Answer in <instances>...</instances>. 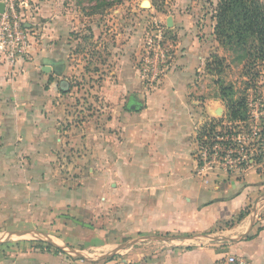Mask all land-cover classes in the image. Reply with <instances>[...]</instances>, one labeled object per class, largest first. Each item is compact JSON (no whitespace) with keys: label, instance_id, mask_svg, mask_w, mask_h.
I'll use <instances>...</instances> for the list:
<instances>
[{"label":"crops","instance_id":"0c3cea01","mask_svg":"<svg viewBox=\"0 0 264 264\" xmlns=\"http://www.w3.org/2000/svg\"><path fill=\"white\" fill-rule=\"evenodd\" d=\"M156 19L166 26L169 18ZM183 19L171 18L173 60L151 87L141 81L135 61L142 40L133 42L129 26L113 34L97 94L108 118L79 136L61 127L67 32L54 26L33 32L28 55L14 69L0 66V234L58 231L69 221V229L87 230L79 214L98 222L100 199L106 198L108 228L121 238L142 236L144 243L129 246L133 251L120 264H227L229 256L264 264V171L234 179L205 174L194 157L198 125L224 110L218 100L199 96L205 48L195 34L181 35ZM132 99L142 108L129 110ZM68 141L84 145L91 159V175L82 179L90 191L69 187L58 169ZM74 240L66 243L85 249ZM153 244L161 247L152 251ZM0 264L81 262L26 248L0 252Z\"/></svg>","mask_w":264,"mask_h":264},{"label":"rangeland","instance_id":"374dc122","mask_svg":"<svg viewBox=\"0 0 264 264\" xmlns=\"http://www.w3.org/2000/svg\"><path fill=\"white\" fill-rule=\"evenodd\" d=\"M260 1L264 5V0ZM144 2H148L149 6L147 3L143 4ZM215 4V0H33L30 3L31 8L25 10V13L28 11L32 13L28 15V21L33 24L34 32L49 26L56 27L59 33L67 32L66 46L69 53L64 67L67 68L65 79L69 81L70 90L66 92L65 102H63L64 118H66L63 119L61 127L66 132L79 136V133H86L84 131L87 128H93L96 125L101 128L99 125L107 120L108 109L99 100L97 94L104 75L102 66L107 61V42L112 41L111 37L115 36L113 35L115 32H120L123 25L129 26L133 42L136 38L142 40L140 51L135 56L137 63L142 56L145 33H153V22L164 24L156 18H162L160 20L169 18L170 21L171 18L178 20L185 18L180 21L181 35L184 32V36L188 35V38H192L195 34L194 37L199 38L205 48L203 56L206 62L204 68L200 70L199 77H205L203 81L206 82L202 81L200 84L206 86L207 90L204 91L203 86L198 87L199 96L203 98L204 93L207 98L216 99L221 103L224 114L214 119L220 120L225 125L230 124L228 125L230 129L234 128L235 131L241 132L243 137H246L244 146L252 152L248 154V157L254 156L257 161L259 156L255 155L253 150L264 143V65L250 67L248 63H237L235 56L219 45L213 35L214 21L211 17ZM121 20H125V23ZM166 34L170 41L176 38L168 29ZM103 36L104 39H102ZM98 38L100 39L99 48ZM213 57L218 61H215ZM241 99L245 102V117L232 121L226 111L227 103ZM248 110L249 113H247ZM66 145V148L58 155V163H61L58 166L59 171L68 177L69 187H83L90 191L91 184L82 183V179L91 175V159H87L90 157L85 153L84 145L69 141ZM198 148L196 146L194 157L199 156ZM223 159L208 158L211 162L214 161L209 165L211 167L209 172L222 173L232 179L240 178L242 175L236 172L237 157H231L232 165L226 168L223 166ZM257 162L260 165L259 169L254 166L250 170L264 171V159L260 158ZM96 171L94 169V173ZM74 178H78V181L75 182ZM100 204L101 212L96 218L99 219L98 222L94 223L95 218L90 215L84 213L80 216L79 214V219L88 225L87 230L82 227L71 230L69 228H72V221H69L67 223L70 226L66 225L65 229L62 226L58 231L45 232L36 229L4 231L0 234V241H4L0 245V252L26 248L56 252V248L48 243L49 240L61 248L63 251L58 250L69 256L71 260L79 261L81 264H107L108 262L120 264L133 249L143 248L144 243L139 242L132 251L128 250L129 248H118L128 245L133 240H140L142 236L135 239L119 237L120 232L108 228L106 198L100 199ZM249 208L245 209L246 212ZM74 239L79 244L81 242L85 244V249L81 250L78 245L70 246L66 243V241L75 243ZM160 247L161 245L153 244L151 250ZM70 249L96 262L80 259L71 253ZM99 258L105 259L97 261Z\"/></svg>","mask_w":264,"mask_h":264},{"label":"built area","instance_id":"2783aa9c","mask_svg":"<svg viewBox=\"0 0 264 264\" xmlns=\"http://www.w3.org/2000/svg\"><path fill=\"white\" fill-rule=\"evenodd\" d=\"M4 4L3 13L0 14V66L14 69L29 52L33 39V24L29 23L28 15L33 0H1ZM153 33H145L142 56L137 62L139 77L149 87L156 85L167 73L173 60L172 41L167 38V27L153 22ZM249 113V110L248 112ZM217 119V118H216ZM209 118L197 127L196 146L199 156L195 157L198 167L210 173L209 165L213 164L208 158L223 159V166L231 167V157H237V173L245 174L252 167L258 165V159H264V143L253 150L259 156L255 161L254 156L248 157L252 152L244 146L241 132L230 129V124ZM254 136V134H252ZM248 138V137H247ZM258 165V166H257ZM259 169V168H258ZM257 170V169H256ZM227 171V170H226ZM227 264H250L245 258L229 256Z\"/></svg>","mask_w":264,"mask_h":264},{"label":"trees","instance_id":"16d2710c","mask_svg":"<svg viewBox=\"0 0 264 264\" xmlns=\"http://www.w3.org/2000/svg\"><path fill=\"white\" fill-rule=\"evenodd\" d=\"M215 1L211 17L214 21L213 35L219 45L231 52L237 63H248L250 67L264 65L262 2L260 0ZM213 58L218 61L217 58ZM226 111L232 121L244 118L246 114L244 100H231L227 103ZM56 252L61 251L56 249Z\"/></svg>","mask_w":264,"mask_h":264},{"label":"water","instance_id":"95a60500","mask_svg":"<svg viewBox=\"0 0 264 264\" xmlns=\"http://www.w3.org/2000/svg\"><path fill=\"white\" fill-rule=\"evenodd\" d=\"M148 4V6H149V3L148 2H144L143 4ZM3 8H4V4L2 3V2H0V14L1 13H3ZM167 25V28H170L171 27V24H170V20L168 19L167 20V23H166ZM49 71H51V68H49V67H44L43 68V72H49ZM56 74H58L59 75V72H56ZM59 90L61 91V92H63V93H65V92H67L68 90H69V84H68V82H66V81H61L60 83H59ZM142 107H141V105L138 103V102H135L133 99H132V103L131 104H129L128 105V109L129 110H131V111H135V110H137V109H141ZM12 235H17V234H13L12 233ZM19 235V234H18ZM21 235V234H20ZM143 239H140V240H134V241H132V242H130L128 245H122V246H120L118 249H124V248H128L129 246H133L134 244H136V243H138V242H140V241H142ZM47 241V240H46ZM4 241H0V244H2ZM48 243L52 246V247H54V248H56V249H59V250H61V251H63L61 248H59L58 246H56V245H54V244H52L49 240H48ZM70 251H71V253H73V254H75L78 258H80V259H83V260H85V261H87V262H96L95 260H91V259H89V258H86L85 256H83L81 253H79V252H77L76 250H74V249H70ZM228 252V249H225V250H223V253H227ZM109 257H111V256H109ZM105 258H99L97 261H101V260H104Z\"/></svg>","mask_w":264,"mask_h":264}]
</instances>
